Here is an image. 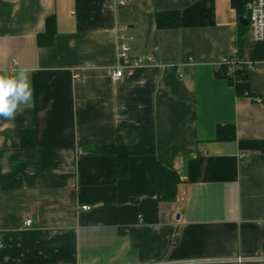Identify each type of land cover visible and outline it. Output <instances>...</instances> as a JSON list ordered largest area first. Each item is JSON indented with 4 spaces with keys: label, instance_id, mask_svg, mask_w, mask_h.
Here are the masks:
<instances>
[{
    "label": "crops",
    "instance_id": "obj_1",
    "mask_svg": "<svg viewBox=\"0 0 264 264\" xmlns=\"http://www.w3.org/2000/svg\"><path fill=\"white\" fill-rule=\"evenodd\" d=\"M119 1L0 0V69L28 71L34 89L0 119V264H264V41L241 25L256 1ZM123 27L131 58L153 59L115 81ZM237 53L253 96L224 77ZM157 163L181 178L172 202L148 185Z\"/></svg>",
    "mask_w": 264,
    "mask_h": 264
},
{
    "label": "trees",
    "instance_id": "obj_2",
    "mask_svg": "<svg viewBox=\"0 0 264 264\" xmlns=\"http://www.w3.org/2000/svg\"><path fill=\"white\" fill-rule=\"evenodd\" d=\"M157 25L158 28H176L179 25L180 18L177 12L173 14H158L157 17ZM47 26L46 32L44 34L39 35L38 44L41 47L51 46L54 43L55 35L57 32V22L53 16L48 17L46 19ZM240 54V53H239ZM242 56V55H241ZM224 77L227 79L228 83L231 86H234L237 89V93L239 95H247L250 96L251 92H249L248 87V78L249 74L244 72H238V81L237 83H233L232 79L228 76L227 67H223ZM231 134L229 136L225 135V131L223 128H218V136L217 139L219 141H223L225 139L234 140L236 136V131L234 130V126L231 128ZM21 145L23 148H34L36 145V138L34 131L31 130H22L20 134ZM110 149L108 148H99L100 152H108ZM117 174L119 178H123L128 174L129 163L126 157H118L117 160ZM148 185L151 190L156 191L158 195V199L163 202H172L174 200L173 194L168 190L169 185H179L181 183V178L178 174L172 169L165 167L161 163H157L153 165L148 171Z\"/></svg>",
    "mask_w": 264,
    "mask_h": 264
},
{
    "label": "built area",
    "instance_id": "obj_3",
    "mask_svg": "<svg viewBox=\"0 0 264 264\" xmlns=\"http://www.w3.org/2000/svg\"><path fill=\"white\" fill-rule=\"evenodd\" d=\"M256 3L250 8L251 9V19L249 22V28L251 30L252 41L255 43H262L264 41V0H255ZM120 5H126L127 1H119ZM128 28L123 27L121 29V42L119 45V55H118V67L114 70L112 78L115 81H120L124 75L125 68H134L136 66H142L146 62L151 61L153 58L149 56L146 59H132L131 58V48L128 45V41H133L136 39V36L129 37L127 34ZM189 64L195 63L194 58L191 56L188 58ZM220 64L227 67V74L232 79V82L235 84L238 81V72L248 73L252 71L253 67L251 64L245 62L243 57L240 54H234V56L223 57ZM182 77L183 75L180 74ZM85 211H90L92 208L88 206L81 207ZM32 220L27 218L24 222L26 227H31ZM259 259V258H258ZM244 259H238V263H242ZM258 261H264V259H259ZM154 264H168L162 262H155ZM177 264V263H170Z\"/></svg>",
    "mask_w": 264,
    "mask_h": 264
},
{
    "label": "clouds",
    "instance_id": "obj_4",
    "mask_svg": "<svg viewBox=\"0 0 264 264\" xmlns=\"http://www.w3.org/2000/svg\"><path fill=\"white\" fill-rule=\"evenodd\" d=\"M33 102L30 73L24 69L14 72L0 69V119L15 120L17 114L33 106Z\"/></svg>",
    "mask_w": 264,
    "mask_h": 264
},
{
    "label": "water",
    "instance_id": "obj_5",
    "mask_svg": "<svg viewBox=\"0 0 264 264\" xmlns=\"http://www.w3.org/2000/svg\"><path fill=\"white\" fill-rule=\"evenodd\" d=\"M247 16L246 17H243L241 19V25L244 26V27H247L249 25V22H250V19H251V9H249L247 11Z\"/></svg>",
    "mask_w": 264,
    "mask_h": 264
}]
</instances>
